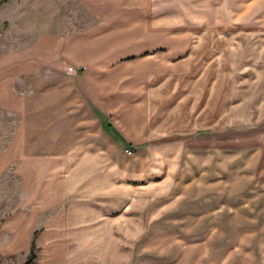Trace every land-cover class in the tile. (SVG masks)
Instances as JSON below:
<instances>
[{
    "label": "crops",
    "instance_id": "crops-1",
    "mask_svg": "<svg viewBox=\"0 0 264 264\" xmlns=\"http://www.w3.org/2000/svg\"><path fill=\"white\" fill-rule=\"evenodd\" d=\"M26 1L34 17L15 36L21 49L0 60L15 71L8 75L4 66L0 74V108L11 118L0 129V174L11 167L21 192L11 215L0 211V260L24 264L34 241L32 264H200L199 254H186L192 244L204 245L194 239L204 226L183 235L168 223L173 214H161L167 198L146 204L154 206L151 219L149 210L137 209L144 201L135 196L177 189L165 162L180 150L160 142L165 119L183 128L210 121L221 127L244 84L264 89V71L258 70L264 25L243 24L238 17L227 21L224 13L209 28L200 26L206 39H181L182 47L191 45L185 52L177 40L163 45L162 32L172 26H163L162 0ZM244 29L253 35H223ZM173 56L167 66L175 82L172 98L152 104L147 96L162 93L163 65ZM160 111L168 112L161 121ZM131 146L137 147L134 158L149 152L136 172L117 166L111 150L123 155ZM83 158L89 165L82 166ZM146 217L152 227L140 236ZM166 237L175 240L173 247L157 253ZM260 238L253 264H264ZM147 242L154 246L148 254Z\"/></svg>",
    "mask_w": 264,
    "mask_h": 264
},
{
    "label": "rangeland",
    "instance_id": "rangeland-1",
    "mask_svg": "<svg viewBox=\"0 0 264 264\" xmlns=\"http://www.w3.org/2000/svg\"><path fill=\"white\" fill-rule=\"evenodd\" d=\"M161 5L162 12L167 14H163V26H172V30L162 32L164 46H169L168 40H177L181 45L183 38L206 39L207 31L200 29V26L204 23L207 24L205 28H209L220 17H224V13L227 21L238 17L243 24H258L261 27L264 25V0H162ZM33 13V8L26 0H0V60L1 55L8 56L11 51L21 49L19 45L15 46V36L25 33L23 30L31 25L29 21L33 19ZM197 26L199 29H196ZM254 31L260 33L256 29ZM224 33L226 38L231 33L243 35L244 39L245 36L253 35V31L248 29ZM190 46L185 49L181 45L182 49L179 50L185 49L186 52ZM262 57L261 64L255 57L259 62V71H264V56ZM176 59L173 56L171 60H165L168 63L162 69V93L147 96L150 103L154 104L157 99L165 97L172 98L169 92L175 82L169 79L167 66ZM4 66L8 75L15 72L10 70L13 65L9 62L0 61V74ZM246 85L247 83L236 95L239 103L226 109L227 115L221 127H215L214 122L210 121L200 127L183 128L181 122H175L172 118L165 119L162 122V132H166V135L160 142L168 145L171 150H180L178 158L173 162H165L171 165L174 177L169 181L176 184L177 189L146 191L138 197L135 196L136 200L143 198L144 201L137 207L138 210L147 209L146 204L154 202L156 196L167 198L161 214H173L168 223L172 221L171 225L179 226L184 232L183 235L188 234L191 228L196 232L198 226H204V231L194 238L203 240L204 245L192 244L186 254L187 257L192 253L199 254L196 260L200 264H253V249L259 248L256 243L258 245L260 236L264 235V102H259L264 98V89H250ZM12 88L15 90V85ZM179 88L185 89V84ZM175 97L173 96L167 107L175 103ZM153 113L154 110L150 111V116ZM159 114L162 115L159 120L161 121L168 112L160 111ZM10 120L0 108V129ZM199 131H205L209 135H200ZM2 146L0 141V151ZM127 149H131V153ZM111 150L115 154L116 165L126 167L130 172L138 171L142 166L141 161H148L147 151L135 158L131 155L137 150L135 146L125 148V154L129 155ZM216 152H220V157ZM89 161L83 158L82 166L89 165ZM166 170H170L169 165ZM165 179L164 175L160 182L164 183ZM16 181L11 167H7L0 174V211L6 216L11 215L15 209L13 204L20 199L21 192ZM152 204L147 209L151 219L155 211ZM185 215H193V219H185ZM147 218L145 227H139L140 236L152 227V221ZM138 239L132 238L131 241L136 242ZM174 241L171 237L162 238L156 252L167 253L173 247L170 244H174ZM152 247L148 244L145 252L148 254ZM0 264L11 263L0 260Z\"/></svg>",
    "mask_w": 264,
    "mask_h": 264
},
{
    "label": "trees",
    "instance_id": "trees-1",
    "mask_svg": "<svg viewBox=\"0 0 264 264\" xmlns=\"http://www.w3.org/2000/svg\"><path fill=\"white\" fill-rule=\"evenodd\" d=\"M4 1V0H3ZM35 242L33 241L32 242V245H31V250L27 256V259L26 261L24 262V264H32L34 259H35Z\"/></svg>",
    "mask_w": 264,
    "mask_h": 264
},
{
    "label": "built area",
    "instance_id": "built-area-1",
    "mask_svg": "<svg viewBox=\"0 0 264 264\" xmlns=\"http://www.w3.org/2000/svg\"><path fill=\"white\" fill-rule=\"evenodd\" d=\"M66 70H67V72H74L75 68L73 66H68ZM126 151L128 153H131L132 150L131 149H127Z\"/></svg>",
    "mask_w": 264,
    "mask_h": 264
}]
</instances>
